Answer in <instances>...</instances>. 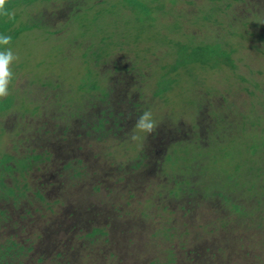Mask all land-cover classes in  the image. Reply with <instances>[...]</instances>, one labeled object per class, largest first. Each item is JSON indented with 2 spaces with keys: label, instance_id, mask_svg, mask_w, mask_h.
Instances as JSON below:
<instances>
[{
  "label": "rangeland",
  "instance_id": "obj_1",
  "mask_svg": "<svg viewBox=\"0 0 264 264\" xmlns=\"http://www.w3.org/2000/svg\"><path fill=\"white\" fill-rule=\"evenodd\" d=\"M155 1L42 0L36 7L29 8L33 23L40 21L42 27L25 30L7 46L15 59L10 65L9 94L0 97V155L7 146H11L13 139H19L14 137L17 129L21 131L24 122L32 115L41 114L42 121L55 123L59 110L63 113L60 105L55 104L58 101L62 104L71 99L64 110H68L71 104L72 110L79 113L94 111L102 98L123 102L127 109L125 101L132 98H113L109 87H116L117 79L118 84L119 79L130 77L132 80L135 77L140 80L138 86L145 97L142 100L148 104V109L145 108L142 114L145 111L151 113L154 127L169 121L165 118L169 115L181 131L179 140H185L187 135L197 131L195 128L200 115L208 117L203 121H209L210 136L195 139L203 147L175 144L169 148L165 167L171 170L170 174L184 177V180L194 174L198 176L195 177L197 181L201 179L204 182V186L216 189L234 178L237 169L241 175H247L251 166L264 168V0H161L165 8L159 2L155 5ZM60 3L70 5V8L61 13ZM230 56L232 63L228 62ZM99 58L98 63L95 59ZM115 64L120 75L114 71ZM154 89L159 96L153 95ZM86 93L95 94L96 101L89 102ZM242 105L246 107L242 108ZM49 106L52 110L42 112V108L48 109ZM240 116L243 121H240ZM233 121H236L235 127L234 124L230 126ZM135 134L136 139H133L131 128L125 136L113 141L112 153L123 164H133L134 158L139 159L140 156L134 149L142 151L147 144L148 133L136 128ZM234 134H238V139L229 140ZM251 145L258 146V150L251 151ZM198 163L205 170L201 176L198 171L194 173L184 169ZM208 165L212 167H206ZM33 175L32 185H38L46 192L45 196L50 201L63 198L70 206H76L79 199L73 198L68 193L69 189L61 190L70 178L67 174L61 172L54 176L51 171L37 170ZM165 189H160L151 211H144L152 212L148 226L134 222V240L143 236L144 244L135 246L134 242L130 243L135 246L134 255L127 245L120 248L118 253L121 257L116 251L118 242L123 239L120 231H114L113 221L107 216L113 213L110 205L99 203L97 196L87 197L83 200L85 210L81 212L85 218L82 219L91 222L96 217L101 227L109 225L110 234L105 238L95 237L98 239L96 242H100L96 245H81L71 255L72 261H68L74 264H203V259L194 258L191 262L190 256L185 254V249L192 247L191 236L187 239L186 232L191 228L188 223L191 210L181 209L184 203L180 204V200ZM241 189L243 191L237 190L240 197L234 194L237 199L231 200L246 208L250 214L247 217L233 211L231 218L226 215L227 218L222 220L219 212L220 217L216 218L220 209L218 196L206 202L200 196L202 208L195 210L206 218L215 214L216 227H213L216 229L211 235L219 245L228 234L220 231V227L234 226L236 229L235 233L232 230L231 254L224 253L225 259H229L225 264H262L264 196L261 203L255 202L252 192L245 187ZM207 192L210 193L211 189ZM232 201L222 202L230 214L234 209ZM97 206L101 208L98 215L95 213ZM69 214L67 209L57 210L54 215L32 209L30 216L41 219L40 215H45L43 221L56 217L68 220L70 224L76 223L75 220L82 223L79 214L71 218ZM25 217L30 220L29 216ZM61 220L59 224L67 225ZM17 221L12 219L10 225ZM195 221L194 218L191 223ZM206 221L205 218L200 219V224ZM80 228L89 232L83 224ZM11 230L8 228V233ZM170 233L175 234L173 241L169 240ZM65 234L57 237L61 239ZM48 245V251L57 249L51 243ZM37 252L34 250L33 255L36 256ZM212 253V249L208 251L207 260L212 258Z\"/></svg>",
  "mask_w": 264,
  "mask_h": 264
},
{
  "label": "trees",
  "instance_id": "obj_2",
  "mask_svg": "<svg viewBox=\"0 0 264 264\" xmlns=\"http://www.w3.org/2000/svg\"><path fill=\"white\" fill-rule=\"evenodd\" d=\"M39 1L42 0H5V10L0 13V33H8L12 40L25 30L40 29L42 22L33 23L34 20L29 17L32 15L29 8L36 7ZM162 1L156 0L154 4L156 5L159 2L160 5L164 6V1ZM136 2L138 3V0ZM60 8H62L60 11L63 13L70 8V5L60 3ZM71 13L73 12L71 11ZM71 13L70 16H72ZM217 54L221 53L217 52ZM95 60L99 63L101 58ZM228 62H234L231 56ZM117 64L114 65V71L117 72V75H120ZM133 79L131 80L130 77L119 79L118 84L117 79L116 87H109L114 95L113 98L118 96L119 98L123 96L132 98H127L129 101H125L127 109L123 102L116 103L117 101L113 102V98H111L113 100L102 98L99 106L94 105L96 107L94 111L79 113L74 109L72 110L71 104H69L68 110H64L65 105L72 101L66 99L65 103L60 104L59 101L55 103L57 106L60 105L63 110V113L60 110L57 113L55 123L48 124L49 122H46V120L42 121L41 114H37L32 115L26 123L24 122L25 125L22 126L21 131L17 129L14 137L18 136L19 139L17 141L13 139L11 146H7V150L0 155V264H74L68 260L72 261L71 255L73 256V253L77 252L81 245H96L100 242H96L98 239H95V237L104 236L105 238L110 234L109 225L101 227L96 217L91 219V222L82 219V217L85 218L83 212H81L85 210L83 200L87 197L96 198V196L99 203L110 205L113 213L107 216L111 217L113 221L111 225H113L114 231H120L122 235L123 240L118 242L116 253L120 248L123 249L127 245L134 255V248L137 243L144 244L143 240H145L143 236L141 238L135 236L136 240H134V222L137 224L141 222L148 226L149 221L152 220V212L145 213L146 209L151 211V208L155 205L153 200L160 195V189L164 190L165 188L166 192L172 193L177 200H180V204L184 203L181 209L191 210L188 217L191 228L187 229L186 232L188 233L187 239L191 236L192 247L185 249V254L190 256L191 262L194 258L203 259V264H214V262L225 264L229 262V259H225L224 253L226 251L231 254L232 248L230 245L233 242L231 235H233V231L236 232V229H234V226L227 227L228 230H226V227H220V231L228 232V234L224 232L226 236L219 245L211 235L216 229L213 227L216 224L215 214L206 218L204 214L201 213V215L195 209L202 208L200 196L204 197L205 202L218 196L220 209L217 210L216 214L219 212L221 217L218 214L216 218L220 217L224 220L227 218L226 215L231 218L233 211L247 217L250 214L246 208L231 199H237L235 196L240 197L237 190L243 191L241 187H245L249 192H252L251 195L255 202L261 203L262 195L264 196V168L251 166L247 175H241L240 170L237 169L234 173L235 177L217 187V191L209 185L204 186L201 179L197 181L195 177L198 176L194 174H190L192 177L186 180H184V177L170 174L171 170L168 171L165 166L169 159V156L166 157V155L171 146L188 144L203 147L195 139L210 136L209 133L212 129L209 121H203V118L208 119V117L202 114L195 128L197 131L194 130L190 136L187 135L185 140H179L181 131L171 121L174 118H169L168 115L165 118L169 121L155 126L148 133L147 144L142 151L134 149L140 154L139 159L134 158L133 164H123L112 153L113 144L121 136H125L128 129L132 128L135 136L136 122L142 115L143 110L148 109V104L142 100L145 97L138 86L140 80L135 79V77ZM153 95L159 96V93L154 89ZM87 96L89 102L96 101L95 94H87ZM244 107L246 106L242 105V108ZM49 109L52 110L50 106L48 109L42 108V112L50 111ZM229 111L232 114V111ZM226 115L228 116V113ZM240 121H243L242 117ZM230 124V126L234 124L235 127L236 121L230 122ZM249 125L251 124L249 123ZM235 131L237 132L236 129ZM215 132L217 131L215 130ZM247 134L248 132H246ZM237 136L238 134H234V137L232 136L229 140L234 141L236 138L238 139ZM187 137L191 139H187ZM173 139L174 141L171 142ZM210 146L214 145L210 144ZM257 148L258 146L251 145L250 149L256 152ZM58 165L62 166L55 169ZM200 166L201 163H198L184 169L190 172L192 170L194 173L198 171L197 173L201 176L205 170H202ZM206 167L211 168L212 166L208 165ZM37 170L44 173L51 171L54 176L57 173L58 175L61 174V172L67 174L70 178L61 190L69 189V192H67L73 198L79 199L76 206H70V203L63 198L50 201L45 196L46 192L40 190L38 185H32L35 178L33 174ZM178 170H180V167ZM204 179L211 181L208 176H204ZM33 188H35L34 191ZM227 188L228 191L223 192ZM210 189L211 192L208 193L207 191ZM149 190L152 192L147 193ZM234 194L236 195L234 196ZM226 200L232 201L231 207L234 209H232L231 214L229 209H225V205H222V202ZM32 209L35 212L48 211L53 215L57 213V210L67 209V211H70V218L72 215L79 214L78 217L82 223H77V220H75L76 223L70 224L68 220H61L56 217L43 221L45 215H40L41 219H33L30 216L32 215ZM99 209L101 208L97 206V212H95L97 215ZM25 216H29L30 220ZM194 218L196 219L195 223H191ZM204 218L207 221L200 224V219ZM12 219L18 220L16 224L21 231L18 230L15 223L10 225ZM60 220L67 223V225L64 223L59 224ZM82 224L86 226L87 229L85 230H89V232L86 233L83 228H80ZM8 228L12 229L9 233ZM64 232L66 233L64 237L59 239L57 236ZM168 235L169 240L173 241L172 237L175 234L170 233ZM36 241L39 242L36 243ZM236 241L241 240L236 239ZM73 242L74 244L71 245ZM132 242L135 243V246L130 244ZM48 243H51L57 249L48 251ZM211 249L213 251L212 258L207 260L206 255ZM34 250H38L36 256L33 255ZM119 255L121 257V254ZM219 255L223 258V261ZM58 258L60 260L56 261ZM171 261L173 262L174 259ZM261 263L264 264V262Z\"/></svg>",
  "mask_w": 264,
  "mask_h": 264
},
{
  "label": "clouds",
  "instance_id": "obj_3",
  "mask_svg": "<svg viewBox=\"0 0 264 264\" xmlns=\"http://www.w3.org/2000/svg\"><path fill=\"white\" fill-rule=\"evenodd\" d=\"M5 10V0H0V13ZM11 37L9 35L0 33V97H5L9 94V84L12 78L10 65L15 57L13 52L7 46ZM135 127L144 132L150 133L154 128V121L152 120L151 113L145 111L137 120ZM133 139H136L134 136Z\"/></svg>",
  "mask_w": 264,
  "mask_h": 264
}]
</instances>
